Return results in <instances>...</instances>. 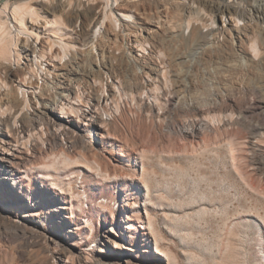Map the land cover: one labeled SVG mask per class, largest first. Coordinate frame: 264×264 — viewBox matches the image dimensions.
Masks as SVG:
<instances>
[{
    "label": "rangeland",
    "instance_id": "rangeland-1",
    "mask_svg": "<svg viewBox=\"0 0 264 264\" xmlns=\"http://www.w3.org/2000/svg\"><path fill=\"white\" fill-rule=\"evenodd\" d=\"M90 1L71 0L68 11L81 12L94 1L101 2L102 6L96 9L100 15L109 8V5L103 7L102 0ZM150 1L153 0H142L135 8L136 23L129 22L127 28L121 27L119 31L116 23L111 36L114 38V33H118L117 43L123 49L126 47L127 53H132L128 49V36L145 33L146 27H149L147 31L152 30L154 38L145 40L148 53L137 56L140 67L151 72L153 84L148 87V93L141 92L146 74L138 75L137 85L131 90L124 88L126 94L122 92V95L115 84L114 98L109 99L107 105L100 103L99 110L105 111L102 117L113 123L111 130L119 140L111 142L108 136H100L93 124L89 126L83 119L80 122L81 138L89 145L79 140L70 150L75 157L85 151L88 161L99 158L104 163L103 169L116 170L124 177L133 175L136 168L137 172L147 173V183L141 180L134 183L124 178L123 183L103 185L104 178L92 166L80 162L87 168L73 167L61 180L67 187L68 199L74 203V208L65 210L63 215H70L73 210V216L66 219L71 224L80 222L83 227L72 228L69 232L65 229L63 235L53 234V241L48 237L52 214L46 216L43 226L35 232L25 231L9 223V217L14 219L15 215L13 212L8 214L3 205L7 201L0 200V264H79L78 258L72 260L67 250L77 252L83 248L88 252L89 247L96 246L100 231L106 227L114 229L115 241H120L123 246L112 248L115 241H108L107 248L109 246L113 253H127L133 264H146L148 255L163 256L162 264H264V129H261L264 125V91L258 90L264 84V49L257 58L248 60L247 65L241 64L243 56H248L252 40L245 41L243 53V48L232 46L233 40L223 31L217 33L215 23L207 37L194 47L192 42L184 39L188 29L176 27L172 31L169 27L167 21L176 12L175 6L164 8L160 3ZM251 1L241 0L251 10L247 11V16L252 14L258 25L264 26L261 11L255 12L258 3ZM124 3V0L120 1V4ZM196 4L205 10H200L201 16L207 15V22L211 21L209 7ZM180 8L179 20L182 21L188 10ZM226 16L220 15V24V20L226 23L230 19ZM247 16L243 15L241 19L239 15L236 21L242 32L245 28L241 23L248 21ZM145 17L158 23L150 25ZM79 19L75 18L77 28ZM136 49L137 43H133V52ZM118 50L113 51L116 56L121 55ZM192 50L196 52H190ZM33 55L31 52V57ZM130 57H121L127 73L132 69L128 62ZM174 67L187 75L175 80L165 79L163 69ZM103 77L110 82L109 73ZM105 86L101 83L94 86L95 89L89 85L80 89L84 93L82 108L89 109L94 98L106 92ZM236 102L242 104V108L252 102L255 110L250 116L236 108L230 111V105ZM116 103L120 110H116ZM224 107L229 110H223ZM230 112H233V118ZM200 122L203 125L194 134L192 124ZM252 125L259 129L250 130ZM61 141L60 136L53 139L40 136L37 145L60 152ZM123 143L127 152L119 148ZM20 149L28 151L26 146ZM31 165L30 162L26 165L28 175L23 178V188L28 192L38 189L58 192L42 181ZM92 177L99 185H90ZM25 200L31 199L25 196ZM21 213L19 210L18 214ZM126 214L130 218L124 220L125 223L137 226V229H131L133 236L129 237L124 236L116 225ZM148 217L154 221L156 232L146 241L144 237L150 236V230L146 228ZM86 218L92 219L94 227H90ZM140 218L143 221L138 222ZM26 223L32 224L28 220ZM72 235L75 236L73 239ZM85 254L79 258L80 262L88 260Z\"/></svg>",
    "mask_w": 264,
    "mask_h": 264
},
{
    "label": "bare ground",
    "instance_id": "bare-ground-1",
    "mask_svg": "<svg viewBox=\"0 0 264 264\" xmlns=\"http://www.w3.org/2000/svg\"><path fill=\"white\" fill-rule=\"evenodd\" d=\"M120 1L102 0L103 7L109 5V8L105 9L101 16L96 11L99 6H102L99 1L92 2V5L78 12L76 9L68 11L71 0H0V200L7 201L8 204L3 203L6 206V212L8 214L13 212L15 215L14 219L9 217V223L25 231L35 232L40 225L43 226L46 216L52 214L51 232L48 236L51 241H53V234L63 235L65 229L69 232L72 228L81 229L83 227L80 222L71 224L66 219L73 216V210L71 211L72 214L63 215L65 210L74 208V203L73 200L68 199L67 187H65V182L61 180L62 176L66 175V172H71L73 167H86L80 162L92 166L91 168H94L104 178L101 183L103 185H108V183L120 184L123 183L124 178L134 183L141 181L147 183V176H145L147 173L145 171L146 174L137 172L135 168L133 175L124 177L116 170L103 169L104 163L99 158L91 162L88 161L85 151L79 157H75L70 151L79 140L86 143L81 138L83 129L80 122L83 119L89 122V126L92 123L94 130L100 136H108L110 141L119 140L118 136L111 130L113 123L106 122V119L102 117L105 111L103 110V113H101L99 110L100 103L107 105L109 99L114 98L113 86L115 84L118 85L116 86L119 95H122V92L126 94L124 88L131 90L132 87L137 85L138 75L146 74L141 92L148 93V87L151 86V83L153 84L151 72L145 67H140L138 59V56L148 53L145 40L149 37L154 38V34H151L152 30L147 31L149 27H146L144 29L147 35L140 32L138 35L128 36V49L132 53H127L126 47L123 49L120 47V43H117L118 33H114V38L111 36V34L113 35L112 27L116 23V28L119 31L121 27L127 28L129 22L135 21L133 12L137 5L142 2V0H124V5L120 4ZM194 1L153 0L150 2L160 3L164 8L169 5L175 6L176 12L167 21L169 27L172 31L176 27L188 29V35L186 34L187 36L183 37L187 42H192L194 47L195 44L197 46L198 41L207 37L211 31L209 29H213L215 23L217 33L223 31L225 36L228 35L233 40L231 44L234 47L243 48L246 40H252L249 45L248 56H243L244 59L240 61L241 64L253 60V57L257 58L262 52L261 50L264 49V26L258 25L257 21L248 24L243 22L242 28L245 29L242 32L240 24L236 23L239 20V15L240 17L247 16V11L251 12L248 9L249 7L247 8L245 4L241 3V0H208L203 3L209 7L212 13V17L209 18L211 19L210 22H207V18H205L207 15L201 16L202 11L200 13V10L205 11L204 8L199 4L195 5ZM252 2L254 4L258 3L256 9L254 8L255 12L261 11L260 19L264 20V0H252ZM180 6L185 8V11L188 10L182 21L179 20ZM220 15H227L226 17L229 15L230 19L225 26L219 23ZM75 18H80L79 28H77ZM145 18L150 25H154V22L158 23L157 20L151 17ZM241 19L243 18L241 17ZM220 21L222 22V20ZM200 25L203 26L200 27ZM227 30L229 32L225 33ZM208 37L210 38V36ZM133 43H137L138 49H136V52L139 53L133 52ZM125 46L127 45L125 44ZM117 49L120 50H118V53L121 54L119 56L113 53ZM241 51L245 53L246 50L243 48ZM31 52L34 54L33 57H31ZM190 52L194 53L196 51L192 50ZM127 55H131L128 62L132 65V69L128 73L126 68L122 67L121 62V57H127ZM66 56L68 57L63 62V58ZM180 71L182 69L176 67L163 69L164 78L175 80L176 77L187 75ZM107 73L111 78L109 83L103 77V74ZM101 83L106 85V92L95 97L89 109H83L84 93L80 89L86 85L95 89L94 86L97 87ZM258 90L263 92L264 84ZM230 106V111L236 108L240 113L249 114V116L255 107L252 102L244 108L238 102ZM229 109L224 107L223 110ZM116 110H120L117 103ZM230 116L233 118V112H230ZM251 120L253 121V119ZM202 125L203 122L192 124V132L197 134ZM249 129L254 131L259 128L252 125L249 126ZM261 129H264V125ZM40 136L49 139L60 136L64 141H61L60 152L39 147L37 138ZM85 145L83 146L86 147ZM25 146L27 152L20 149ZM119 148L127 152L125 143ZM29 162L32 163L31 166L36 170V173L40 174L42 181H46L51 187L58 189V192L51 193L47 189L28 192L23 188L22 181L28 175L26 165ZM78 169L83 174L82 169ZM91 179V186L99 185L94 177ZM42 185L43 182L40 186ZM25 196L34 202L32 203L31 200L27 202ZM76 206L79 205L76 204ZM19 210H22L21 214H18ZM149 217L146 228L150 230V236L144 237L146 241H149V237L151 239L153 232H156V225ZM129 218L130 216L126 214V217L121 218L116 224L121 230L120 232H123L124 236L127 237L133 236L131 229H137L135 224L129 226L125 223L124 220ZM27 220L32 224L28 225ZM85 221L91 225L90 227H94L92 219L86 218ZM141 221H143L142 218L138 220V222ZM113 230L112 227L103 228L100 231L99 238H97L96 246L93 245L95 247H89L88 252L83 251V248L78 249L77 252L69 249L67 250L69 256L72 260L74 257L78 258L79 264H133L127 253H113L109 246L107 248L108 241L117 239ZM73 237L75 236L72 235L71 239ZM113 247L122 248L123 246L120 241H115ZM155 249L159 251L157 247ZM84 253L88 256L86 257L88 260L80 262L79 258L83 257ZM147 259L146 264H160L163 262V256L148 255Z\"/></svg>",
    "mask_w": 264,
    "mask_h": 264
},
{
    "label": "built area",
    "instance_id": "built-area-1",
    "mask_svg": "<svg viewBox=\"0 0 264 264\" xmlns=\"http://www.w3.org/2000/svg\"><path fill=\"white\" fill-rule=\"evenodd\" d=\"M208 0H195L194 1V3H195V5H196V2H198V3H206ZM195 8V7H194ZM248 21H246L247 23H251V21H256L255 19H254V17L253 16H249L248 18ZM245 22V23H246ZM253 23V22H252ZM226 24H228V20L226 21V23H223V22H221V25H223V26H225ZM242 24V23H241Z\"/></svg>",
    "mask_w": 264,
    "mask_h": 264
}]
</instances>
